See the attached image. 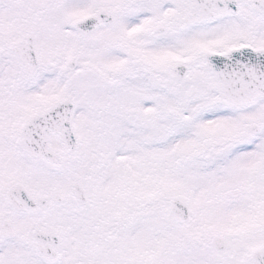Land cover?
I'll use <instances>...</instances> for the list:
<instances>
[{"label":"snow or ice","instance_id":"obj_1","mask_svg":"<svg viewBox=\"0 0 264 264\" xmlns=\"http://www.w3.org/2000/svg\"><path fill=\"white\" fill-rule=\"evenodd\" d=\"M0 264H264V0H0Z\"/></svg>","mask_w":264,"mask_h":264}]
</instances>
